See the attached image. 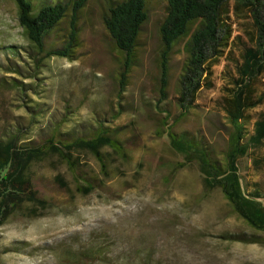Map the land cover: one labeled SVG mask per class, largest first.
<instances>
[{"label": "rangeland", "instance_id": "rangeland-1", "mask_svg": "<svg viewBox=\"0 0 264 264\" xmlns=\"http://www.w3.org/2000/svg\"><path fill=\"white\" fill-rule=\"evenodd\" d=\"M147 3L150 19L138 40L137 65L119 98L122 56L104 27L102 0H90L79 17L80 45L74 59H47L40 73L28 57L31 48L16 4L0 0V137L20 132L21 142L36 144L60 123L66 138L90 135L103 124L128 143L125 156L103 150L108 178L92 154H81L89 174L103 182L89 195L79 191V183L58 157L35 163L31 167L35 185L51 200V207L43 216L30 218L29 205L0 227L1 264H264V246L223 238L227 233L256 232L234 213L221 192L206 190L196 164L177 170L183 156L156 134L155 124L163 117L154 107L166 0ZM228 6L235 41L231 57L238 60L253 43L255 28L247 9L235 0ZM69 28L70 16L48 45L61 44ZM11 46L18 56L3 49ZM228 61L223 57L212 67L213 87L199 93L195 103L199 107L181 126L200 130L217 152L232 130L220 105L227 82L224 72L233 70ZM182 62L183 56L176 53L168 99L160 105L173 116L179 113L175 100ZM262 83L258 92L264 89ZM119 110L122 114L116 119ZM262 111L264 105L249 112L250 133ZM260 155L264 157V149ZM240 165L249 192L254 183L264 190V165L255 168L250 157ZM59 175L68 190L56 182Z\"/></svg>", "mask_w": 264, "mask_h": 264}, {"label": "trees", "instance_id": "trees-1", "mask_svg": "<svg viewBox=\"0 0 264 264\" xmlns=\"http://www.w3.org/2000/svg\"><path fill=\"white\" fill-rule=\"evenodd\" d=\"M18 9L19 24L30 44L31 59L36 72L40 73L44 61L53 57L73 60L80 45L78 21L90 0H11ZM232 0H166L164 17L159 27L161 50L159 55L160 79L156 86L158 100L154 110L163 116L156 124V134L165 138L171 150L183 156L179 169L196 164L202 174L206 190L219 191L255 234L246 232L227 233L223 236L231 243L258 244L264 246V190L259 183L251 185L241 174L240 162L251 158L255 168L264 165L260 155L264 149V111L252 123V133L247 130L249 112L264 105V89L258 87L264 80V0H235L249 12L255 34L253 43L247 45L241 58L231 57L234 38L229 24V6ZM103 24L111 40L122 56L118 73V97L127 89L129 77L136 63V48L144 26L150 19L147 0H102ZM70 16V28L65 40L59 45H48L49 38L58 31L62 22ZM17 55L15 47L3 48ZM176 53L183 56L175 100L179 113L176 116L160 105L168 99L171 61ZM228 58L233 70H225L227 82L220 102L231 125V132L221 152L200 130H182V124L197 109L196 100L204 89L213 84L212 67L221 59ZM9 71L21 74L19 69ZM12 69V70H11ZM18 88L17 85H13ZM122 112L119 110L114 118ZM21 133L0 137V227L15 215L25 213L37 218L51 207V200L37 189L31 167L50 157L64 162L80 185V192L89 195L103 182L91 176L82 161L81 154H92L100 164L101 172L108 178L106 157L109 148L113 153L125 156L127 140H120L100 124L90 135L66 138L57 124L50 136L40 143L21 142ZM56 182L63 190L68 183L62 176ZM263 234V235H260ZM1 249V245H0ZM1 264V252H0Z\"/></svg>", "mask_w": 264, "mask_h": 264}]
</instances>
